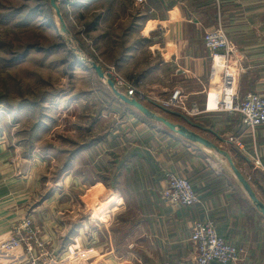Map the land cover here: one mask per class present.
Wrapping results in <instances>:
<instances>
[{
	"label": "crops",
	"instance_id": "crops-1",
	"mask_svg": "<svg viewBox=\"0 0 264 264\" xmlns=\"http://www.w3.org/2000/svg\"><path fill=\"white\" fill-rule=\"evenodd\" d=\"M140 1L139 15L145 21L141 32L158 53V65L150 70L152 81H162L147 88V94L154 100L180 88L188 104L197 102L202 114L186 118L175 110L169 117L227 149L264 202V125L250 129L239 114L216 109L219 90L211 77V53L204 44L205 33L221 23L230 39L233 53L228 66L238 95H264V0H157L159 10H152L154 16L145 10L148 0ZM151 21L154 28L148 27ZM116 106L132 129L120 136L115 126L108 138L91 141L83 152L66 160L68 175L62 190L70 199L67 203L55 190L40 196L39 158L19 161L12 145L0 141V244L29 217L46 243L41 264H195L193 227L211 218L220 235L241 251L231 264H264V216L224 157L148 117L134 116L139 111L129 105ZM127 132L140 144L120 148L116 139ZM232 136L237 142H230ZM104 142L111 147L107 157L97 152ZM143 145L147 147L140 149ZM82 161H88L99 175L108 172L103 175L105 185L96 179L88 184L77 176L83 174L78 166ZM167 171L188 178L201 203L165 202ZM25 257L23 249L8 252L0 247V264H16Z\"/></svg>",
	"mask_w": 264,
	"mask_h": 264
},
{
	"label": "rangeland",
	"instance_id": "rangeland-1",
	"mask_svg": "<svg viewBox=\"0 0 264 264\" xmlns=\"http://www.w3.org/2000/svg\"><path fill=\"white\" fill-rule=\"evenodd\" d=\"M59 1L67 32L62 30L50 0H0V141L6 140L12 145L19 161L26 162L34 155L39 158L42 168L37 167V177L43 187L40 196L55 190L61 195V202L67 203L70 199L62 190L68 175L64 172L66 160L83 152L91 141L108 138L115 126H119L116 133L120 136L132 129L130 121L122 118L116 106L120 104L125 109L128 104L114 95L107 79L99 77L84 58L102 65L106 75L111 73L115 82L123 81L122 86L116 84L121 92L130 95V85L135 89L130 96L163 115L175 114L166 113L160 107H164L161 102L169 97L152 100L146 92L162 81L158 78L152 81L151 71L153 65H158V53L151 48L152 41L141 32L145 21L139 15L140 0ZM148 2L145 10L150 9V15L154 16L152 10H159V3ZM148 27L154 28L155 22L151 21ZM217 75L214 84L217 82L219 86L223 71ZM194 103L197 102H187V105ZM136 115L147 119L141 112H135ZM183 116L189 118L186 112ZM160 127L165 126L160 124ZM205 132L210 137V131ZM134 137L127 132L125 137L116 140L120 148L128 143L139 145ZM105 143L103 150L97 152L107 157L111 147ZM146 147L143 145L140 149ZM123 164L124 161L120 166ZM78 166L82 167L83 174L77 176H82L84 182L92 184L95 179L102 180L103 185L107 182L103 175L108 172L101 171L99 175L88 161L78 162ZM28 220L31 219L24 218L13 229ZM32 222L40 238L41 231ZM28 240L33 246L32 254L27 251L28 242L9 252L24 250L26 257L16 264L34 261L33 255L36 264H41L42 255L47 254L46 243L40 247L35 237Z\"/></svg>",
	"mask_w": 264,
	"mask_h": 264
},
{
	"label": "built area",
	"instance_id": "built-area-1",
	"mask_svg": "<svg viewBox=\"0 0 264 264\" xmlns=\"http://www.w3.org/2000/svg\"><path fill=\"white\" fill-rule=\"evenodd\" d=\"M204 44L211 53L212 78L216 76L217 65L223 64L222 83L217 86L220 94L218 93L219 98L216 109L239 114L243 123L250 129L264 125V95L253 92L241 98L237 93L235 76L228 66L233 52L228 34L221 23L205 33ZM116 84L122 86L124 82L119 80V82L116 81ZM128 92L130 95H134L135 89L129 85ZM161 104L169 110L181 109V112H186L191 117L204 112V109L197 103L188 106L180 88L175 89L171 96L164 99ZM236 140L235 137H230V142H237ZM162 198L171 205L194 206L201 203L200 196L196 192L193 183L188 178L170 171L165 173V187L162 191ZM34 228L32 220L25 221L22 225L15 227L12 234L1 242V249L9 252L21 248L32 236L35 237L37 246H45L44 239L42 236L40 238L37 236ZM190 239L197 249L195 264H231L240 258V249L220 235L216 222L211 218L195 223ZM28 245L27 251L32 254L33 246L30 242H28ZM33 260L32 262L23 261V263L18 264H36L37 260L34 255Z\"/></svg>",
	"mask_w": 264,
	"mask_h": 264
},
{
	"label": "water",
	"instance_id": "water-1",
	"mask_svg": "<svg viewBox=\"0 0 264 264\" xmlns=\"http://www.w3.org/2000/svg\"><path fill=\"white\" fill-rule=\"evenodd\" d=\"M51 5L55 9L61 23H62V30L64 32L68 31L67 24L63 18L62 10L60 7V1L59 0H50ZM84 61H88L91 66L96 70V73L98 74L99 77L103 79H107V83L110 86L112 92L114 95L127 103L129 106L137 109L139 112H141L144 116L148 117L149 119L155 120L158 123L162 124L165 126L167 129L172 131L173 133H176L177 135L191 141L194 143H197L205 148H208L212 151H215L216 153L220 154L224 159L226 160L227 164L231 168L232 172L234 175L237 177L239 182L243 185L244 189L248 193V196L250 197L251 201L254 203L256 208L262 213L264 216V202L258 197V195L255 193L252 185L250 184L249 180L247 177L241 172V170L238 168L236 165L231 153L213 141H211L209 138L205 137L204 135L194 131L193 129L189 128L188 126L179 123L175 121L174 119L163 115L153 109H151L149 106H147L145 103L142 101L138 100L137 98L127 95L123 92H121L119 89L116 87V82L115 78L112 77L111 73H108V76L106 75V69L97 63L96 61H93L92 59H85ZM107 76V77H106ZM161 109H163L166 113H172L176 114L175 112H172L169 109H165L164 107L160 106Z\"/></svg>",
	"mask_w": 264,
	"mask_h": 264
},
{
	"label": "bare ground",
	"instance_id": "bare-ground-1",
	"mask_svg": "<svg viewBox=\"0 0 264 264\" xmlns=\"http://www.w3.org/2000/svg\"><path fill=\"white\" fill-rule=\"evenodd\" d=\"M222 67H223V64L222 63H220V64L217 65V72L218 73L222 72V69H223Z\"/></svg>",
	"mask_w": 264,
	"mask_h": 264
}]
</instances>
